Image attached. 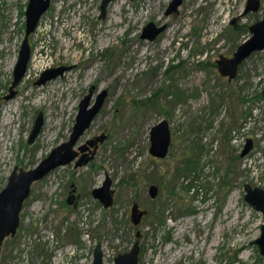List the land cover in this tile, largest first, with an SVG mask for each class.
I'll use <instances>...</instances> for the list:
<instances>
[{
    "label": "rangeland",
    "instance_id": "374dc122",
    "mask_svg": "<svg viewBox=\"0 0 264 264\" xmlns=\"http://www.w3.org/2000/svg\"><path fill=\"white\" fill-rule=\"evenodd\" d=\"M101 1L52 0L30 38L32 58L18 94L6 101L29 0H0V192L15 168L33 169L69 140L92 86L96 95L108 90L80 142L105 136L97 157L33 185L0 264H93L98 244L104 264H114L137 232L138 264H264L253 244L264 216L243 199L245 184L264 191V50L231 82L215 65L250 37L264 0L247 16L246 0H184L171 18L164 14L171 0H116L100 20ZM149 22L168 24L152 42L140 39ZM62 66L70 67L64 76L36 85L45 70ZM40 113L43 129L29 144ZM162 120L171 143L156 159L149 132ZM247 139L253 148L241 158ZM107 178L113 205L105 209L92 191ZM150 185L159 190L154 200ZM73 190L77 207L66 203ZM133 203L146 213L137 226Z\"/></svg>",
    "mask_w": 264,
    "mask_h": 264
},
{
    "label": "water",
    "instance_id": "95a60500",
    "mask_svg": "<svg viewBox=\"0 0 264 264\" xmlns=\"http://www.w3.org/2000/svg\"><path fill=\"white\" fill-rule=\"evenodd\" d=\"M114 1L116 0L101 1L100 20L106 19L108 6ZM182 1L183 0H171L165 12L166 16L177 13ZM51 5L52 0H29L26 10L25 37L21 45L18 62L15 66L13 83L9 89V94L4 97L6 101L14 99L18 94L16 88L25 78L32 58L30 38L39 27L42 17L49 11ZM259 6V0H247L244 14L248 12H257ZM165 29L166 25L158 26L149 22L142 29L140 39L152 42L164 32ZM249 32L250 37L238 45L231 57L219 56L218 60L215 62L218 74L226 78L228 82L236 78L239 66L247 58L254 53H259L264 50V17L259 22L251 25L249 27ZM69 70L70 67L66 66L45 70L37 80L36 85L43 86L58 77H62ZM95 95L96 87L92 86L88 95L84 96L81 100L70 139L53 149L52 152L33 169L20 170L18 167L15 168L8 179L5 189L0 192V258L4 242L8 238L17 235L21 224V213L24 208V203L31 196L33 185L45 179L56 169L69 165L76 160V147L80 139L90 129L94 119L101 112L108 98V90L105 89L97 93L96 97ZM261 98L264 102V90L261 92ZM44 123V116L40 113L30 135L31 144L34 143L36 138L40 135ZM149 136L150 155L156 159H164L168 154L171 143V131L167 121L162 120L155 124L151 128ZM91 144L92 142H88L85 145L79 146V151H84L88 145ZM252 148L253 141L247 139L240 156L245 157ZM78 164L80 165V163H77V165ZM244 191V201L256 212L264 216V191L257 187L252 188L248 184L244 185ZM158 192L157 186H149L148 193L150 199H155L158 196ZM92 195L105 209L110 208L113 205V191L111 190L110 179L107 178L101 187L93 189ZM145 214L144 211L139 209L138 204L133 203L130 209V221L134 226H137L140 224ZM140 236V232H137V240L134 242L132 248L126 253L117 255L114 259V264H138L140 251L138 239ZM253 244L257 246L259 255L264 258V224L260 226V235L254 240ZM93 264H104L103 249L100 244L95 248Z\"/></svg>",
    "mask_w": 264,
    "mask_h": 264
},
{
    "label": "flooded vegetation",
    "instance_id": "af4514ba",
    "mask_svg": "<svg viewBox=\"0 0 264 264\" xmlns=\"http://www.w3.org/2000/svg\"><path fill=\"white\" fill-rule=\"evenodd\" d=\"M247 1V0H246ZM262 1L263 0H259V3H260V6H259V9H258V11L257 12H248L247 14H244V11H243V13H242V16H247L248 14H251V13H258L260 10H261V4H262ZM184 2V0L182 1V3ZM169 3L170 2H168V4L165 6V12H166V10H167V8H168V6H169ZM182 5V4H181ZM181 5H180V7L178 8V11H177V13H172V14H170V15H168V16H166V14H165V12H164V14H165V17L166 18H171L172 16H175V15H178L179 13H180V9H181ZM245 7H246V4H245ZM220 8V7H219ZM223 10V9H222ZM244 10H245V8H244ZM224 12V11H223ZM221 13V12H220ZM219 13V16H218V18L214 21V25H217V24H219V23H221V16H222V14H220ZM263 17H264V11H263V15H262V17H261V19L260 20H262L263 19ZM259 20V21H260ZM258 21V22H259ZM233 24L235 23L234 21L232 22ZM255 24V23H254ZM156 25H158V26H160V25H166V29H165V31L167 30V28H168V24L165 22V23H160V24H156ZM253 25V24H252ZM164 31V32H165ZM163 33V32H162ZM161 33V34H162ZM250 33V32H249ZM160 34V35H161ZM159 35V36H160ZM158 36V37H159ZM157 37V38H158ZM156 38V39H157ZM155 39V40H156ZM255 54V53H254ZM253 55V54H252ZM248 59V58H247ZM246 59V60H247ZM245 60V61H246ZM244 61V62H245ZM243 62V63H244ZM242 63V64H243ZM242 64L239 66V68L242 66ZM239 68H238V70H239ZM238 73V72H237ZM64 76V75H63ZM234 80V79H233ZM228 81V80H227ZM264 90V89H263ZM262 90V91H263ZM5 100V99H4ZM38 118V117H37ZM87 133V132H86ZM41 134V133H40ZM71 134H72V132H71ZM31 135V134H30ZM71 136V135H70ZM39 137V136H38ZM37 137V138H38ZM36 138V139H37ZM70 139V138H69ZM82 139V138H81ZM81 139H80V141H79V143H78V145H77V147H76V151H77V158H76V160L73 162V163H71V164H69V165H74L76 168H80V167H82V166H84V165H86V164H89L92 160H94L96 157H97V154H98V151H99V145H100V142H101V140H104L105 139V136H103L102 138H100V137H97V138H94V139H92V140H88V141H86L85 143H80L81 142ZM36 141V140H35ZM88 142H92V144L91 145H88V147L84 150V151H79V146H82V145H85V144H87ZM104 142V141H103ZM29 144H31L30 143V137H29ZM33 144V143H32ZM62 145V144H61ZM60 146V145H59ZM59 146H57V147H59ZM56 147V148H57ZM93 149H94V151H93ZM243 150V149H242ZM242 152V151H241ZM241 154V153H240ZM248 155V154H247ZM246 155V156H247ZM241 157V156H240ZM241 158H243V157H241ZM77 163H80V165L78 164L77 165ZM66 166H68V165H66ZM66 166H64V167H66ZM61 168V167H60ZM57 170V169H56ZM13 173V172H12ZM159 191V190H158ZM77 199V197H76V195H75V190H73V193L68 197V199L66 200V203L68 204V205H73V204H75L74 205V207H77V202H75L74 203V201ZM28 200V199H27ZM27 200H26V202H27ZM152 200V199H151ZM154 200V199H153ZM25 204V203H24ZM104 207V206H103ZM140 209V208H139ZM18 233V232H17ZM17 236V235H16ZM15 236V237H16ZM15 237H10V238H15ZM55 258V257H54Z\"/></svg>",
    "mask_w": 264,
    "mask_h": 264
},
{
    "label": "bare ground",
    "instance_id": "6f19581e",
    "mask_svg": "<svg viewBox=\"0 0 264 264\" xmlns=\"http://www.w3.org/2000/svg\"><path fill=\"white\" fill-rule=\"evenodd\" d=\"M70 51V50H69ZM44 64V63H43ZM41 67V66H40Z\"/></svg>",
    "mask_w": 264,
    "mask_h": 264
}]
</instances>
